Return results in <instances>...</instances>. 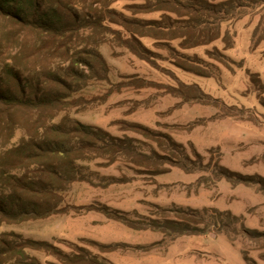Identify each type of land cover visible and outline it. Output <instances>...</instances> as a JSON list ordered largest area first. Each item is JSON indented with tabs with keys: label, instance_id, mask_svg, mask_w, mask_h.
Here are the masks:
<instances>
[{
	"label": "trees",
	"instance_id": "16d2710c",
	"mask_svg": "<svg viewBox=\"0 0 264 264\" xmlns=\"http://www.w3.org/2000/svg\"><path fill=\"white\" fill-rule=\"evenodd\" d=\"M118 1L0 0L1 16L31 29L41 40L52 39L56 43L48 49H52L47 55L53 59L48 64L52 68L44 73L45 79L25 77L31 70L30 58L26 55L28 63L24 62L20 52L14 53L4 65L7 78L0 76V264H43L32 250L55 255L62 264H115L108 259L101 260L84 247L68 254L48 240L2 230L5 223L66 213L68 207L62 203L70 187L75 182L93 183L86 171L94 161L99 166L121 162L139 174L150 176L166 174L170 166L195 172L207 171L214 164L212 172L218 179L257 184L264 192L263 175L234 171L215 160L213 150H210V162L205 164L203 155L193 144L188 148L171 134L138 122L122 121L126 130H134L151 142L142 141L83 123L70 113L72 107L83 104L81 100L86 102L83 95L77 94L90 82L109 81L110 67L99 47L108 41L110 34L118 36L120 42L143 59L152 52L143 41L145 37L165 45L178 40L184 49L222 39L229 49L234 45V38L230 29L224 30L226 23L252 12L260 17L254 36L261 29L264 31V0H131L133 3L127 7L132 12L130 17L114 7ZM139 13L159 15L145 18L138 17ZM115 25L128 35L124 37ZM263 40L264 35L257 43ZM184 58L175 62L178 67L207 76L198 60ZM251 81L258 90L264 91V80L259 73H252ZM260 101L264 105L263 95ZM19 129H24V134L17 138ZM131 179L123 175L112 177L111 182L125 183ZM203 179H199V186ZM154 206L158 217L141 224L125 216L124 211L107 205L96 208L131 227L151 228L172 240L214 232L235 244L240 238L263 234L247 227L244 216L231 210ZM89 241L103 252L121 246Z\"/></svg>",
	"mask_w": 264,
	"mask_h": 264
},
{
	"label": "rangeland",
	"instance_id": "374dc122",
	"mask_svg": "<svg viewBox=\"0 0 264 264\" xmlns=\"http://www.w3.org/2000/svg\"><path fill=\"white\" fill-rule=\"evenodd\" d=\"M131 3V0H119L114 7L130 17L132 12L127 7ZM158 15L137 14L145 18ZM259 21V15L251 12L226 23L224 30L230 29L234 38V45L229 49L222 39L184 49L178 40L168 43L174 48L145 37L143 41L152 50L147 59L131 51L118 36L110 34L108 41L99 47L110 67L109 81L90 82L77 94L83 95L86 102L81 100L83 104L72 107L70 113L83 123L103 127L115 135H130L151 142L134 130H126L122 123L138 122L171 134L188 148L193 144L203 155L205 164L210 162V150H213L215 160L228 168L245 175L258 173L264 176V105L260 101L264 91L258 90L251 81L252 73H259L264 80V40L257 43L264 31L261 29L256 36L253 34ZM114 27L119 28L124 37L128 35L121 27ZM52 44L56 45L52 39L41 40L31 29L15 25L0 15V76L7 78L4 65L14 53L20 52L24 62L28 59L26 55L30 58L28 67L31 70L24 74L25 77L45 79L44 73L52 68L48 64L53 58L47 55ZM217 49L228 58L221 56ZM184 56L198 60L207 76L178 67L175 62L184 61ZM53 70L58 71L55 67ZM23 134L24 129H19L16 137ZM88 165L90 169L86 175L95 185H106L112 177L123 175L135 178L122 198L128 200L131 195L134 200H142L138 208L124 211L125 216L140 224L158 217L155 204L166 208L175 205L201 209L214 207L244 216L247 227L263 233L240 238L233 244L226 236L214 232L172 240L160 231L152 230L147 238L151 247L157 250L150 253L155 264H264V192L257 184L218 179L212 172L214 164L207 171L195 172L170 166V172L158 176L139 174L121 162L99 166L94 161ZM201 177L205 179L199 186ZM78 184L89 188L79 190L80 195L88 193L85 201L92 200L91 185L75 182L62 203L68 207L67 212L76 209L72 196L78 193L75 192ZM59 214L55 218L52 215L21 223H5L2 230L48 240L68 254L84 247L101 260H107L102 249L89 241L91 239H69L68 231H62L58 225L66 215ZM31 253L43 264H62L57 256L45 251L32 250ZM137 254L145 253L129 252L123 257L132 261L130 264H136Z\"/></svg>",
	"mask_w": 264,
	"mask_h": 264
},
{
	"label": "crops",
	"instance_id": "0c3cea01",
	"mask_svg": "<svg viewBox=\"0 0 264 264\" xmlns=\"http://www.w3.org/2000/svg\"><path fill=\"white\" fill-rule=\"evenodd\" d=\"M135 178L129 182H108L106 185H95L89 183L92 189V200H88V193L83 196L79 194V190L83 189L87 191V186L78 184L76 193L73 197V204L76 205V209L70 212L61 213L66 215L65 219L60 221L59 229L62 231H68V238L72 240L88 238L97 241L102 244H119L118 248L103 253V256L115 264H130L132 261H128L123 256L129 252H144V255H136V264H155L151 260L156 248L151 247L147 236L150 231L156 230L151 228H134L122 221L109 217L104 212L98 210L96 207L99 205H107L113 209L126 211L130 208H138L142 203V200L136 198L134 200H125L122 198L126 191L131 189ZM128 197V198H129ZM57 214H54L55 218ZM67 227V228H66ZM140 237H144L141 240ZM156 253V252H154ZM155 255V254H153Z\"/></svg>",
	"mask_w": 264,
	"mask_h": 264
}]
</instances>
